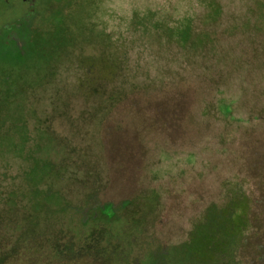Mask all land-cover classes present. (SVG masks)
<instances>
[{"label":"rangeland","instance_id":"1","mask_svg":"<svg viewBox=\"0 0 264 264\" xmlns=\"http://www.w3.org/2000/svg\"><path fill=\"white\" fill-rule=\"evenodd\" d=\"M36 3L16 28L31 59L0 58V97L16 92L0 104V264H213L197 231L240 197L246 225L221 264H264V0ZM27 6L0 1V33ZM37 165L62 215L37 210ZM97 208L121 237L111 262L68 240V220ZM66 245L77 253L54 261Z\"/></svg>","mask_w":264,"mask_h":264},{"label":"trees","instance_id":"2","mask_svg":"<svg viewBox=\"0 0 264 264\" xmlns=\"http://www.w3.org/2000/svg\"><path fill=\"white\" fill-rule=\"evenodd\" d=\"M183 42L187 43L188 40H183ZM35 45L36 44H33L31 41L27 40L25 45V55L22 56L20 54H13L8 44L6 42H2L0 44V58L10 59L11 62L20 66H24L25 64L27 65L28 61L31 59L33 51H36ZM44 49L47 52V49ZM95 68V76L97 75V77H99V80L101 81L108 79V77H110L114 72V70L109 67L107 62H99L97 65H95ZM8 81L9 80L7 78L4 79L5 83H7ZM5 92L7 93L8 98L3 96L6 93L2 94V96L0 97V104H4L6 100L14 101V96L16 93L14 89L12 90L11 88H9ZM16 97H20V94L16 95ZM0 110L1 113L5 112L3 111L5 109ZM49 169V166L39 167L37 165L32 169L31 172H29V174L27 175V180L29 183L35 186L37 190L34 192L33 196L36 200L35 205L37 210L38 208L41 210L44 207H49L50 214L53 215V213L60 212V209L58 208L61 204V198L56 196L55 194H49L48 190H46L45 192L47 194L42 198L41 201L40 197L43 195L41 194L43 192H41L38 188L40 184H42L43 180L46 179L48 175H50L51 171ZM232 202L233 206L231 204L227 209H223L220 212L210 211L207 222L202 225V227L197 231V234L194 239L195 243L193 241V251H195L198 256L208 260L209 263L211 262L213 264H221L222 257L230 255L232 248L237 242L235 233L239 228L243 230L246 225L248 200L243 197L242 201L240 198H238L234 199ZM236 203H242L243 216L241 219H239L237 216H233V218L231 217V220L227 221L228 217L226 212H228L230 208H233V210L236 212Z\"/></svg>","mask_w":264,"mask_h":264},{"label":"flooded vegetation","instance_id":"3","mask_svg":"<svg viewBox=\"0 0 264 264\" xmlns=\"http://www.w3.org/2000/svg\"><path fill=\"white\" fill-rule=\"evenodd\" d=\"M0 1H4V2H10V0H0ZM12 2V1H11ZM21 2L24 4H27V8L25 10V12L23 13V15L21 17L18 18V21L12 22L11 24L5 25V29H4V33H0V44L2 42H6L8 44V46L11 48L12 53L13 54H20L22 56L25 55V45H26V38L23 37L20 32H18L16 30V28H19L23 25L24 22L29 21L30 19H32L33 17H35L40 10L37 11V3L35 6V0H21ZM24 21V22H23ZM13 27H15V30L13 29ZM241 201L243 199V197H240ZM233 201V199H232ZM230 202L229 205L226 206L227 209L231 204L233 206V202ZM14 206V205H12ZM236 206V212L233 210V208H230V210H228V212H226L227 214V221L231 220V217L233 218V216H237L239 219L242 218L243 216V212H242V203L240 204H235ZM58 208V207H57ZM50 208L47 207L45 209V211H48ZM60 209V212H64L67 211L68 207L67 206H63L62 203L60 204V207L58 208ZM97 211H95V213L93 215H87V213H83L81 214L80 219L78 220L76 217H74V219H69L68 222L65 224L66 229L68 230V233L70 232V234H73L70 238H68V240H70L71 242H83V240H85L87 242V244L85 243V245H82V248H85V253H94L96 257H102V259H104V261L109 260L110 262L112 261V259L115 257V253H116V245H115V240L118 238L120 240V236H116V224H108L107 227H105L103 224L105 221H113L114 219L113 217V213L112 211L108 210L106 212H102V215L107 216V219H103L102 215H100V211L98 212L99 208L96 209ZM104 210V209H103ZM107 213V214H105ZM62 215V213H61ZM77 215V214H76ZM76 223H72V221L76 220ZM113 219V220H112ZM60 220L63 221L62 217L60 219H58V221ZM72 220V221H71ZM54 224H50L48 225L49 228H53V227H59L60 225H62L61 223L57 222L55 219H53ZM64 222V221H63ZM114 223H116V221H113ZM66 230V232H67ZM242 233V229H238L237 232L235 233V237L236 240L238 241V238L240 237ZM37 236V235H34ZM44 235H39L38 233V237H42ZM57 236V235H56ZM17 241H19V237H17V239H15ZM32 241V240H31ZM90 241V242H88ZM57 247H59V245H56ZM130 246V245H129ZM78 247L77 245L74 246H69L66 245L64 246V248H54L53 249V258L54 261H56L58 258L57 257H65L68 254H73V253H77L74 248ZM81 250V247L79 249V251ZM19 251V250H18ZM33 249H31L28 253L31 255V253H33ZM233 254L234 252H236V250L234 249V247L232 248L231 251ZM64 255V256H63ZM37 256V255H36ZM75 257H77V255H75ZM34 257H30V262H21L22 264H31L34 259ZM57 258V259H56ZM22 261V259H19V261ZM35 263V262H34ZM41 263V262H39ZM4 264V263H3ZM42 264V263H41Z\"/></svg>","mask_w":264,"mask_h":264}]
</instances>
